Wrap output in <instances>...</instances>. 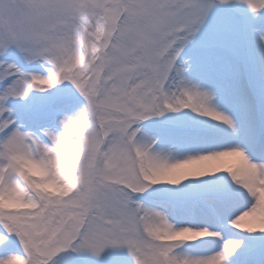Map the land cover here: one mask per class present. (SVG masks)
<instances>
[{"label":"snow or ice","instance_id":"1","mask_svg":"<svg viewBox=\"0 0 264 264\" xmlns=\"http://www.w3.org/2000/svg\"><path fill=\"white\" fill-rule=\"evenodd\" d=\"M0 264H264V0H0Z\"/></svg>","mask_w":264,"mask_h":264}]
</instances>
